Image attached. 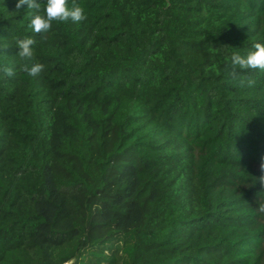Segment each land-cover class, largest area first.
<instances>
[{
    "label": "trees",
    "instance_id": "16d2710c",
    "mask_svg": "<svg viewBox=\"0 0 264 264\" xmlns=\"http://www.w3.org/2000/svg\"><path fill=\"white\" fill-rule=\"evenodd\" d=\"M17 3L0 0V264H264V72L229 75L264 43V0H78L88 19L46 40Z\"/></svg>",
    "mask_w": 264,
    "mask_h": 264
},
{
    "label": "clouds",
    "instance_id": "9594fccd",
    "mask_svg": "<svg viewBox=\"0 0 264 264\" xmlns=\"http://www.w3.org/2000/svg\"><path fill=\"white\" fill-rule=\"evenodd\" d=\"M24 5H27L28 9L34 13L29 27L34 33L40 35L42 40L47 39V34L52 29L53 22L79 24L88 19L84 7L78 3V0H18L16 8L20 9ZM35 44L36 40L32 37H25L16 41V46L19 49L18 56L21 60L26 62L34 60ZM254 49V51H250L243 56L233 53L230 76L236 78L238 76L237 69L264 72V43H256ZM21 70L31 77H37L44 71V65L41 63H32L31 65L24 63ZM0 72L9 78L14 77L16 74L14 68L7 66L0 68ZM246 83L248 87H252L255 81L249 79ZM241 84L243 85L244 81H241ZM259 171L261 174L255 177L256 183L264 186V159L259 164ZM258 211L264 213V204L259 205Z\"/></svg>",
    "mask_w": 264,
    "mask_h": 264
},
{
    "label": "built area",
    "instance_id": "2783aa9c",
    "mask_svg": "<svg viewBox=\"0 0 264 264\" xmlns=\"http://www.w3.org/2000/svg\"><path fill=\"white\" fill-rule=\"evenodd\" d=\"M66 264H68V263H66Z\"/></svg>",
    "mask_w": 264,
    "mask_h": 264
}]
</instances>
